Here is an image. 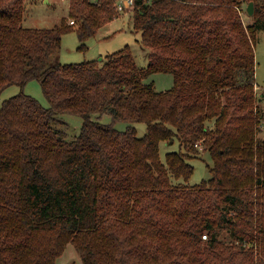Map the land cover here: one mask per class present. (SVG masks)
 Listing matches in <instances>:
<instances>
[{"label": "trees", "instance_id": "obj_1", "mask_svg": "<svg viewBox=\"0 0 264 264\" xmlns=\"http://www.w3.org/2000/svg\"><path fill=\"white\" fill-rule=\"evenodd\" d=\"M24 2L0 0V93L37 79L49 106L22 90L0 105V264H57L68 242L84 264H264L254 56L264 0H135L145 66L128 45L101 61L48 63L66 31L86 48L121 12L117 0H70L69 22L34 28L22 25ZM154 72L173 85L157 90ZM62 113L83 119L71 138ZM174 137L184 150L163 162L159 143ZM199 149L211 176L172 182L192 174Z\"/></svg>", "mask_w": 264, "mask_h": 264}, {"label": "rangeland", "instance_id": "obj_2", "mask_svg": "<svg viewBox=\"0 0 264 264\" xmlns=\"http://www.w3.org/2000/svg\"><path fill=\"white\" fill-rule=\"evenodd\" d=\"M69 2L70 0H25L22 25L31 28L53 27L58 25L62 18H68L67 21L69 22ZM132 8L121 11L118 16L100 26L95 35L86 41L87 47L84 49L78 48L79 39L75 30L64 32L59 51L48 59V63H74L88 59L101 61L106 54L128 45L137 65L145 66L148 62L150 49L141 43L140 31L133 28ZM241 13L245 23H247L250 18L245 14V11ZM254 56L255 83L257 85H255V93L259 99L258 104L264 111V27L259 28L257 31ZM148 80L154 81L157 90H165L173 85V75L169 72H154L148 77ZM21 90L36 98L42 105L49 106V102L45 98L41 84L37 79H30L23 86L11 84L5 87L0 93V105L5 99L19 93ZM59 116L63 119L64 125L62 127L58 126V128L63 129L67 138L79 133L83 120L81 116L72 113H62ZM100 120L109 122V114H102ZM261 123L258 135L264 138V117ZM114 125L121 130L128 125H132L135 127L137 135H143L146 132L144 122L117 121ZM178 150L184 149L176 137L173 140H162L159 143V156L163 162H165L166 152ZM188 162L193 165L192 174L187 179L172 177V182L192 186L211 176L210 168L213 162L209 151L199 149V153L189 157ZM221 238L230 241L226 233H223ZM249 244L253 246L254 250L257 249L255 241L249 242ZM260 254L261 251L260 253L258 251V257L261 256ZM72 261L76 264H84L80 252L72 242H68L62 254L57 257V264H66Z\"/></svg>", "mask_w": 264, "mask_h": 264}, {"label": "built area", "instance_id": "obj_3", "mask_svg": "<svg viewBox=\"0 0 264 264\" xmlns=\"http://www.w3.org/2000/svg\"><path fill=\"white\" fill-rule=\"evenodd\" d=\"M134 3L135 0H117L116 6L119 11H125L126 9L132 8ZM72 22L73 20H70V23Z\"/></svg>", "mask_w": 264, "mask_h": 264}, {"label": "water", "instance_id": "obj_4", "mask_svg": "<svg viewBox=\"0 0 264 264\" xmlns=\"http://www.w3.org/2000/svg\"><path fill=\"white\" fill-rule=\"evenodd\" d=\"M246 11L248 12L249 15L253 13V2L249 1L247 6H246Z\"/></svg>", "mask_w": 264, "mask_h": 264}]
</instances>
